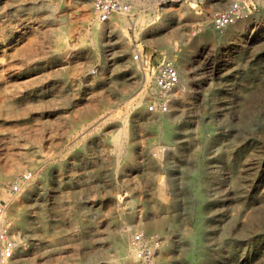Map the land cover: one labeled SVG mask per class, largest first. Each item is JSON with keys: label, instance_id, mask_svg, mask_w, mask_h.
Masks as SVG:
<instances>
[{"label": "rangeland", "instance_id": "374dc122", "mask_svg": "<svg viewBox=\"0 0 264 264\" xmlns=\"http://www.w3.org/2000/svg\"><path fill=\"white\" fill-rule=\"evenodd\" d=\"M128 1L133 24L99 23L90 0H0L17 264H140L135 230L159 235L153 264H264V0H237L246 17L220 29L231 0ZM135 45L184 67L165 113L145 109Z\"/></svg>", "mask_w": 264, "mask_h": 264}, {"label": "built area", "instance_id": "2783aa9c", "mask_svg": "<svg viewBox=\"0 0 264 264\" xmlns=\"http://www.w3.org/2000/svg\"><path fill=\"white\" fill-rule=\"evenodd\" d=\"M90 5L92 14L99 23L108 22L115 15H123L129 24H133L129 18L131 4L128 0H90ZM246 15V9L241 7L237 0H231L225 9L213 13L211 24L215 29H220ZM130 59L144 81L149 84L145 91L147 98L145 109L148 112H167L173 93L182 85L174 60L156 54L146 56L142 47L136 45L131 50ZM30 177L29 170L20 173L10 183L9 195L17 193ZM7 204V200H0V264H17L16 251L19 244L4 220ZM160 243L161 239L156 232L145 233L142 230H135L128 237L129 249L140 264H153Z\"/></svg>", "mask_w": 264, "mask_h": 264}, {"label": "bare ground", "instance_id": "6f19581e", "mask_svg": "<svg viewBox=\"0 0 264 264\" xmlns=\"http://www.w3.org/2000/svg\"><path fill=\"white\" fill-rule=\"evenodd\" d=\"M50 6H48L47 8H49ZM141 20V19H140ZM99 26V24L98 23H96V25H95V27H96V29L98 30V27ZM97 32V31H96ZM178 67V71H179V73H183L184 72V67L182 66V65H178L177 66ZM185 70H186V68H185ZM181 93H183V92H181ZM181 93L179 94V97H180V95H181ZM178 97V98H179ZM188 97V95H187V92L186 91H184V94H182L181 95V97H180V99H176V101H175V106L177 107V109L179 108V110L180 109H184V104H185V98H187ZM172 113H167V115H166V117H169L170 115H171ZM125 126V125H124ZM7 180V179H6ZM161 200V199H160ZM126 232V230H121V235L123 234V233H125ZM15 239H16V241H17V238L15 237ZM130 261V260H129ZM132 263V262H131Z\"/></svg>", "mask_w": 264, "mask_h": 264}]
</instances>
